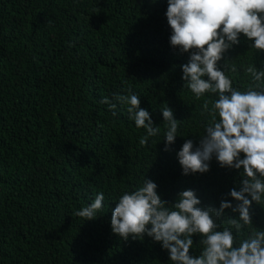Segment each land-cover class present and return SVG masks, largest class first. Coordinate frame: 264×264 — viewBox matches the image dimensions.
<instances>
[{
	"label": "trees",
	"instance_id": "16d2710c",
	"mask_svg": "<svg viewBox=\"0 0 264 264\" xmlns=\"http://www.w3.org/2000/svg\"><path fill=\"white\" fill-rule=\"evenodd\" d=\"M166 9L167 0H0V264H173L151 237L112 232L116 201L144 177L169 203L188 189L199 207L238 203L228 193L241 187L242 168L221 167L215 156L205 173L183 174L179 165L185 140L199 146L211 123L204 101L210 110L218 97L197 99L185 86L189 53L170 45ZM251 44L241 34L219 62L241 90L252 83L248 64L264 68V51ZM129 88L161 130L146 146L139 143L146 130L113 99ZM105 96L115 116L100 103ZM165 104L180 120L168 151ZM98 192L105 197L98 216H76ZM250 212L253 225L237 244L264 230V202ZM238 215L225 209L217 222L225 227ZM192 239L196 256L201 237Z\"/></svg>",
	"mask_w": 264,
	"mask_h": 264
},
{
	"label": "clouds",
	"instance_id": "9594fccd",
	"mask_svg": "<svg viewBox=\"0 0 264 264\" xmlns=\"http://www.w3.org/2000/svg\"><path fill=\"white\" fill-rule=\"evenodd\" d=\"M165 16L171 29L170 45L189 53L188 61L181 65L185 86L197 99L205 93L218 97L210 110L209 101H204L203 110L212 120L199 146L185 140L176 153L182 173L209 171L213 156L221 167L242 168L241 187L228 193L238 203L233 206L221 200L219 208L199 207L201 201L191 189L178 192L175 202L169 203L157 193V184L144 177L142 186L124 192L116 201L110 221L112 232L123 240L151 237L168 251L173 264H264V230L253 229L239 244L236 242L244 226L253 225L252 203L264 202V68L257 70L253 63L248 64L244 71L252 83L241 90L219 66L224 53L239 43L241 34L252 41L251 48L264 51V0H167ZM231 71H237L235 64ZM127 91V95L113 94V99L127 105L135 126L146 130L139 140L146 146L148 138L161 130L140 106L139 95L131 88ZM100 103L107 104L116 115L117 105L107 96ZM160 110L166 122L164 150L168 151L180 120L166 104ZM104 199L103 192H98L75 215L95 219ZM229 208L238 212V218H227L228 226L221 227L218 218ZM194 234L200 235L202 245L196 256L190 253Z\"/></svg>",
	"mask_w": 264,
	"mask_h": 264
}]
</instances>
